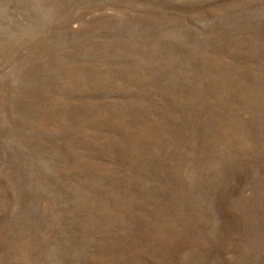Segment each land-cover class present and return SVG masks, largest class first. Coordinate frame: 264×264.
Returning <instances> with one entry per match:
<instances>
[{"label": "rangeland", "instance_id": "rangeland-1", "mask_svg": "<svg viewBox=\"0 0 264 264\" xmlns=\"http://www.w3.org/2000/svg\"><path fill=\"white\" fill-rule=\"evenodd\" d=\"M0 264H264V0H0Z\"/></svg>", "mask_w": 264, "mask_h": 264}]
</instances>
